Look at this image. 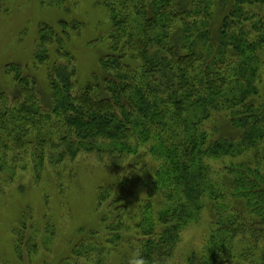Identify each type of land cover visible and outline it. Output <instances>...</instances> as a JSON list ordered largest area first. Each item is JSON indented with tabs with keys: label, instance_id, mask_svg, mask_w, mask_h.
I'll return each instance as SVG.
<instances>
[{
	"label": "trees",
	"instance_id": "16d2710c",
	"mask_svg": "<svg viewBox=\"0 0 264 264\" xmlns=\"http://www.w3.org/2000/svg\"><path fill=\"white\" fill-rule=\"evenodd\" d=\"M104 4L107 48L79 94L75 59L61 51V36L79 27L76 20L62 21L61 34L47 24L40 29L34 63L49 65L45 102L19 64L5 65L14 88L0 89V171L10 141L12 157L25 143L44 147L34 154L38 174L46 154L50 163L91 153L110 164L113 182L96 188V226L59 264L81 257L84 264H103L116 246L142 249L147 264H167L205 208L208 230L187 264H264V0ZM51 43L65 62L50 59ZM214 113L235 130L208 136L204 124ZM142 154L157 164L142 180L143 196L126 200L116 189L134 171L129 161L141 170ZM25 221L19 220L20 230ZM21 239L18 231L20 258L27 248Z\"/></svg>",
	"mask_w": 264,
	"mask_h": 264
},
{
	"label": "rangeland",
	"instance_id": "374dc122",
	"mask_svg": "<svg viewBox=\"0 0 264 264\" xmlns=\"http://www.w3.org/2000/svg\"><path fill=\"white\" fill-rule=\"evenodd\" d=\"M181 1L185 6L190 2ZM104 2L105 0L0 2V89H4L6 93L13 91L14 83L11 74L5 72V65L19 64L22 72L36 80L38 89L43 93L42 101L45 102L49 95V65L46 68L44 65L35 66L34 63L36 51L39 49L40 29L42 24H47L61 34L59 25L62 21L69 23L76 20L80 23L79 27L71 32V35L61 36V51H69L75 59L74 92L79 94L85 83L90 81L91 74L99 72L97 58L103 55L107 48L109 17ZM253 12L258 13L255 10ZM177 23L181 25L178 19ZM47 48L54 63L65 62L60 55L57 56L55 43H51ZM259 89V100L264 101V74L261 76ZM224 125L225 118L219 113H214L204 124V128L210 137L217 136L221 129L231 132L235 130L229 127L226 130ZM8 144L4 163L6 167L0 171V264L62 263L70 257L66 255L78 247V239L86 237L90 226H96V188L113 182L110 164L103 159L98 161L96 155L91 153H81L73 159L50 163L46 154L43 159L41 155L38 158V161L42 159L43 165L38 174L34 170V154H39L44 147L34 145V142L25 143L17 146L19 150H16V155L12 157L14 144L12 141ZM250 154L251 151L247 156ZM141 158V170L138 172L139 168L133 166L134 160L129 161L134 171L130 172L128 181L116 189L126 200L143 196L145 189L141 185L142 180L146 176L149 178L157 164L149 154H142ZM244 158L245 155L235 161ZM38 161L36 160V163ZM259 165L264 167V162ZM262 171L264 173V169ZM201 216L200 222L191 223L183 231L181 241L167 264H187L188 253L202 243L211 220L209 209L205 208ZM21 217L26 219V228L23 230H20ZM18 231L22 236V246L27 247H22L21 258L14 249V239ZM130 252L128 246L111 248L103 264H122V261L127 264ZM84 261V257H81L76 264H84ZM89 263L93 264L91 261Z\"/></svg>",
	"mask_w": 264,
	"mask_h": 264
},
{
	"label": "clouds",
	"instance_id": "9594fccd",
	"mask_svg": "<svg viewBox=\"0 0 264 264\" xmlns=\"http://www.w3.org/2000/svg\"><path fill=\"white\" fill-rule=\"evenodd\" d=\"M127 264H147L140 248L133 249L128 256Z\"/></svg>",
	"mask_w": 264,
	"mask_h": 264
}]
</instances>
